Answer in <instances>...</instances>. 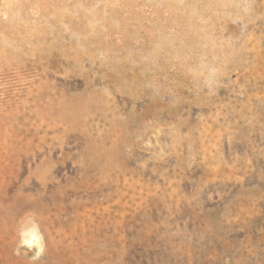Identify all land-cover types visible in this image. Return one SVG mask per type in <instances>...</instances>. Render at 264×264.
<instances>
[{"label": "rangeland", "instance_id": "374dc122", "mask_svg": "<svg viewBox=\"0 0 264 264\" xmlns=\"http://www.w3.org/2000/svg\"><path fill=\"white\" fill-rule=\"evenodd\" d=\"M0 264H264V0H0Z\"/></svg>", "mask_w": 264, "mask_h": 264}, {"label": "clouds", "instance_id": "9594fccd", "mask_svg": "<svg viewBox=\"0 0 264 264\" xmlns=\"http://www.w3.org/2000/svg\"><path fill=\"white\" fill-rule=\"evenodd\" d=\"M41 239H42V237L32 235L31 238L23 241V243L27 244L29 247H31L33 244H35L37 246V250H36V253H35L33 259H38L43 252V247H42V245H40Z\"/></svg>", "mask_w": 264, "mask_h": 264}]
</instances>
